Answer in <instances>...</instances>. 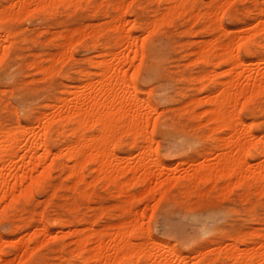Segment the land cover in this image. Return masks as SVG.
<instances>
[{"label":"rangeland","instance_id":"obj_1","mask_svg":"<svg viewBox=\"0 0 264 264\" xmlns=\"http://www.w3.org/2000/svg\"><path fill=\"white\" fill-rule=\"evenodd\" d=\"M125 1V8L122 9L123 11L120 9L123 12L124 19H127L125 20V27L146 40L145 56L143 55L142 61L137 60V58L134 60V65L137 61L136 65H139V67L137 69L135 68L136 65L131 67V71H128L127 74L130 72L133 74L134 85L140 95L142 94L143 98H147L158 110V115L153 114L158 117L155 126L152 128V123H150L147 136H144L146 139L153 130V139L149 142L150 152L146 153L147 159L152 161L150 166L152 176L145 183L131 179L128 182L130 184L125 185L123 190L114 187L113 184L104 181V179H101V181L94 179L95 182H91V184L88 182L93 179L91 178L93 176V172H91L93 164L87 162L82 170L86 175V182L78 183L75 182L74 177L67 175L70 168L65 159L63 157L58 158L50 169L49 177L47 175L42 184L29 197L19 196L18 200L12 205L5 204L3 214L0 215V263L3 261L2 264L7 257L12 259V262L6 264H22L23 262V264H79L80 259L75 254V246L77 245L75 240L80 235H86L91 230H102L109 225L125 221V218L128 220L130 216L134 215L135 211H138L139 214L143 213L142 216H139L142 218L143 233L147 231L153 240L165 242L172 245L177 252L186 256L189 255L188 259L190 258V261L215 257L217 249L220 246L223 248L232 242L235 237L242 235L250 240L258 238L257 234L254 235V231L260 234L264 232V227H261L264 226V220H262L264 219V194H262L264 191L261 192V190L254 187L247 188L244 182L236 183L235 179L233 181L236 184L232 181L227 187H224L225 189L223 184L222 187L219 186L222 183L221 181L216 182L214 186H211L213 185L212 182H207L204 185H199V187L193 185L184 187V180L181 179L187 171L199 163H208L215 160L216 154L207 152L216 151L215 148L212 149L215 138L219 134H221L220 136L224 134L223 131V133L218 134L210 132V123L206 121L205 112H202L208 104L204 102L192 103L191 101L193 98L199 100L204 93H207L199 85H204L206 81L205 86L210 91L214 84L224 78L223 71L228 68V65L226 66V64L220 62L214 67L215 74L209 76L210 79L205 78L202 80L198 75H203V71L208 70L212 65L210 63L206 64L199 58L198 60L195 59L196 54L193 50H196L203 39H209V36L210 38L216 36L219 40L226 41L232 35L233 30L242 27L244 24V26L250 28L252 24L249 25V23H253L257 16L264 13V0H230L227 5V12L221 15L219 20L217 19L221 27L224 26L225 28H223L227 29L226 31H222L216 21L207 24L201 19L194 20V18L188 17L187 13L183 12L173 13L169 17L166 14V19H164L165 17L160 19V12L165 11L164 5L166 3L163 0ZM210 1L196 0L195 10L196 8L204 10ZM113 2L115 0H81L76 6H64L63 8L58 6L52 11H31L27 13V16L22 15V17L0 22L1 29L12 31L8 37L10 38L8 39V45L12 44V46L8 47V52L0 62L2 65H0V122L4 126H13L16 120L26 125L36 126L37 124L33 120L36 115H39L43 110L46 112H49L50 109L53 110L54 108L51 106L56 103L58 96L66 95L65 90L72 87L70 84L78 85L84 82L83 70L95 71L96 68L90 62V59L92 57L96 58L97 52L116 48L117 33L113 29L111 31L110 23H107L111 19L108 17L114 16L118 11L114 8L115 3ZM6 3H8V0H0V8L5 6ZM158 15H160V21L157 19L159 22L154 18L155 16L158 18ZM151 18H154L156 25L154 21H152L154 24L151 23ZM148 22L153 26L155 25V28ZM149 26L154 29H149ZM233 27L234 29H232ZM90 30L96 31L93 34ZM251 30H253V27L246 30L245 33L241 30L242 32L239 33L233 31V34H249V31L250 34H254L255 30L252 32ZM72 32L75 36L71 37V54L69 53L68 56L70 57L67 56L65 59L62 56L60 57L63 47L59 48V45L66 43L64 36ZM76 34H79V37ZM82 34L84 35L82 36ZM262 36H264V32L259 31L252 35L256 43H264V37ZM9 40L11 41L9 42ZM58 43L60 44L58 45ZM152 45L153 48L151 49ZM251 48L255 50L252 57L254 60L264 56V50L259 44H252ZM193 55H195L194 59ZM240 55L246 56L247 54L241 49ZM52 56V60L55 61H53L54 64L52 63L54 67L52 71L51 69L47 70L49 74L46 75L45 70L42 71L38 67L39 64L48 66L50 64L49 59ZM187 59H189L188 62ZM58 61H62L61 64ZM218 70L220 75H217ZM1 75L4 77L8 75V77L2 79L3 76ZM43 76L45 77L43 78ZM3 89L4 91H2ZM23 98L26 100H23ZM48 102L50 104H47ZM251 105L253 112L246 109L242 110L240 115L247 123L253 121L256 133L261 134L264 132V120H262L264 119V93L258 94ZM15 116L17 119H15ZM55 136L54 133H51L48 139V144L53 151H57L58 147L73 139V136L68 133H64L59 137ZM141 140L142 138L139 137L138 145L142 143ZM129 142L130 135L123 132L115 148L109 147L106 159L110 157L108 152L112 151L117 155L116 161L122 160V156L127 155L133 163L139 150H137L138 145H130ZM155 159L161 162L158 166L153 164L156 161ZM262 159H264V155L256 154L254 158L250 159V168L253 169L256 163L264 161ZM46 162L43 165H36L35 173L45 168L49 160ZM28 166L30 167V165ZM135 174L138 175V171ZM162 183H165L162 186L163 190L161 188L159 191L158 187ZM242 184L245 185L242 186ZM253 188L254 191H252ZM256 191L259 192V195ZM204 214H206V217H204ZM40 221L49 227V231L43 232L38 229ZM86 225L87 227H85ZM200 226L203 228L201 229ZM141 231H138V235L141 234ZM33 236H36V238L30 241L29 246L25 248L23 246L24 239ZM13 245L18 248L14 249ZM70 245L71 249H69ZM28 251L30 254L27 253V255L25 252ZM40 255L42 256L39 257ZM194 256H197V258ZM140 258H143L142 254L141 257L139 255L138 260ZM132 259L135 261L136 258L133 257ZM132 259H121L116 264H134L131 262ZM125 260L131 263H126ZM229 261V259H225L226 264H230ZM140 263L143 264L142 261Z\"/></svg>","mask_w":264,"mask_h":264},{"label":"bare ground","instance_id":"obj_2","mask_svg":"<svg viewBox=\"0 0 264 264\" xmlns=\"http://www.w3.org/2000/svg\"><path fill=\"white\" fill-rule=\"evenodd\" d=\"M79 1L81 0H8V3L0 8V22L9 20L11 18L20 16L22 17V15L27 16V13L31 11H52L58 6H62V8L64 6H76ZM124 1L125 0H115V2H113L115 3L114 8H116L118 11L116 14H114V16L108 17L111 19L109 20V22H107L110 23L109 26L111 27V31L113 29L117 33L115 40L116 48L99 51L96 53V58L92 57L90 59V62L95 66L96 69L95 71L83 70V83H77L78 85L70 84V86L72 87L69 89H66V87V90L64 89L66 95L58 96L56 103H54L52 106L48 105L53 107V110L50 109L49 112L43 110L39 113V115H36V117L33 118L34 122H36L37 124L36 126L23 124L19 120H16V123L13 126H4L0 122V207L2 206V209L0 208V215L3 214V210L5 209L6 205H12V203L18 200L19 196L29 197L32 192L42 184L46 176L49 174L50 169L55 164L56 160L61 157L65 159L70 168L69 171H67L69 172V174L67 173V175H69L70 177H74V179H76L75 182L78 183L86 182V175L82 170L87 162H91L93 164V167L91 169V172H93V176L91 178L93 179H91V181H89L88 183L95 182L94 179L96 181H101V179H104V181L113 184L114 187L116 186L120 190H123L125 185H129L130 183L128 184V182H130L131 179H135L140 183H145L152 176L150 172L152 161L147 159L148 156H146V153L150 152L149 142L153 139V130L150 132L149 136L146 139L144 138V136H147V129L150 123H152V128L155 126L158 117L153 114L156 113L158 115V110H156V107L153 103H151L147 98H143L141 96L142 94L140 95L136 86L134 85V78L132 76L133 74L131 72L127 74L128 71H131L130 68L134 67L137 64L136 61V64L134 65V60L137 58V60L140 59V61H142V57L145 56L144 50L146 40L144 38H140L141 36H139L138 34L136 35L131 31V29L125 27V20L127 19H124L123 12H121L123 11L122 9L125 8L124 5L126 4V1ZM163 1L166 3H164L166 5H164L165 11L163 13V10L160 12L161 18L160 15H158V18L157 16L154 17L156 18V21L157 19L159 20V18L162 19L165 17L164 19H166V16L169 17V15L171 16V14L173 13L176 14L177 12H183L187 13L188 17L191 16L192 18H194V20L201 19L202 21L209 24L213 21H216V23L219 22L218 20L220 19L221 15L227 12V5L230 0H211L204 10L198 8H196L195 10L194 5L196 3V0ZM154 18H151L152 20H150L152 24H154L155 22ZM151 23L149 24L152 25ZM127 24L130 25L129 23ZM145 24L147 25V23ZM145 24L144 26H146ZM156 24L157 23L155 22V25ZM155 25H152V27L155 28ZM244 25H241L242 27L240 28H238V26V29L233 31H238L239 33L242 30L245 33L246 30H250V28L253 27V30H251V32L255 30L254 34L258 31L264 32V13H261V15L257 16L253 23H249V25L251 26L250 28ZM146 27L148 28V26ZM146 27H144L145 30H147ZM150 27L151 26H149V29L152 28ZM219 27H221V24H219ZM223 27L224 26L221 27L222 31L225 30V27ZM232 29H234V27ZM232 29L230 30L232 31ZM95 31L90 30V32L92 33H95ZM233 31L232 35L230 34L231 36L229 35L230 37L229 39L227 37L228 40L226 41H221L216 36L215 38L214 36H211V38L209 36V39H203L202 43L196 47V50H193L196 54V57L195 55H193V59L194 57L195 59L197 58V60L199 58L206 64L210 63L212 65V67L210 68L207 67L208 70L203 71V75H198L200 76V78H202V80H204L205 78L210 79L209 76L211 77L213 76V74H215L214 72L216 70L214 67L217 66L220 62H223L224 64H226V66L228 65V68L224 66L226 68H224L225 70L223 71L225 74L224 78H222L217 84H214L210 91L208 88H206L205 81L204 85L201 83L202 86L199 85V87H201V89H203L207 93H204L203 96L199 98V100L198 98H193V100L191 99L192 103L204 102L208 104L207 108L202 112H205L207 116L206 121L210 123V132H214L215 134L224 132V134H222V136H220L221 134H219V136H217L216 138L214 137L215 141L214 147L212 149L215 148L216 151L211 150L207 152L216 154L215 160L208 163H199L197 166L187 171L181 179L184 180V187L188 185H190V187L192 185L199 187V185H204L207 182H212L213 185H211L210 183L209 184L211 186H214L216 182L221 181L222 183H220L219 186L222 187L221 185L223 184V188L225 186L227 187L235 179V181H237L236 183L244 182L247 185V188L254 187L255 189L261 190L262 192L264 191V161L256 163L254 168L251 169L250 159L254 158L256 154L264 155V132H262L261 134H257L254 124L252 123L253 121L250 120V123L244 121L240 115V112L246 109L249 112H253L251 108L253 99L258 94L264 93V56H262L261 58L258 57V60H254L252 57L255 53V50L251 48L252 44H259L262 50H264V43H256L254 40L255 38L252 37V35L254 34H250V31L249 34H233ZM11 32V30L9 32V30L0 28V62H2L4 55L8 52V47L12 46V44L8 45V39H10L8 37L10 36ZM79 34L81 35V33ZM83 35L84 34H82V36ZM73 36H75L73 35V32L70 34L67 33L64 36L66 43H58V45L60 44L59 48L63 47V49H61L63 51L60 52V57L62 56V58H65L70 53V49L72 47L71 37ZM10 41L11 40H9V42ZM152 48L153 45L151 49ZM241 49L246 52V56L240 55ZM52 59L53 56L49 59L50 64L48 66H42L43 64H39L38 68L42 71L45 70L46 75L49 74L47 70L51 69L52 71L54 67V60ZM188 60L189 59H187V62ZM61 62H59V64H61ZM138 67L139 65L135 66L136 69ZM57 69L59 68L57 67ZM36 73H38V71H36ZM217 75H220L219 70ZM7 77L8 75L6 77L3 76L2 79ZM44 77L45 76H43V78ZM144 90L146 89L144 88ZM2 91H4V89ZM23 100L26 99L23 98ZM47 104L50 103L48 102ZM15 119H17V117ZM123 132L124 134L130 135V145H138V138H142V143L138 145L137 149L139 150L138 156L133 160V163L131 162L130 157L127 155L122 156V160L119 159L118 161H116L117 155L112 151L108 152L110 153V157L106 159V153L109 150V147L112 146V149L115 148ZM51 133H54L58 137L60 135H63L64 133H68L70 136H73V139L68 140L65 144H62V146L57 148V151H53L52 147L48 144V139ZM47 160H49L48 165L40 172L35 173V166L38 164L43 165L47 163ZM160 163V160L157 159L153 164L158 166ZM28 165H30V167ZM137 171L138 175L135 174ZM107 182L106 184H108ZM171 182L170 184H172ZM163 184L165 183H162V185L158 187L159 191L162 188ZM244 185L242 184V186ZM254 188L252 191H254ZM228 190L231 191V189ZM257 193L259 195V192ZM142 214V212L139 214L138 211H135L134 215L130 216V219L128 220L125 218V221H120L116 224H114L113 222L114 225H109L107 227L105 226L106 228L102 230H91L92 232L89 231L90 233L88 232V234L86 235H80L78 239H76L77 237L73 238L74 240L76 239L75 241L77 242V245L74 246L75 254L80 259L79 264H116L121 259H132L133 257L136 258L135 261H133V259L131 261L134 264H141V261L143 262V264H226L225 259H229V262H231L230 264H264V232L260 234L259 232L256 233V231H254V235L257 234L258 238H249L250 240L242 235L235 237L233 238L232 242L228 244L226 243V246L223 245V248H221L222 246L219 245L220 248L217 249L218 251L216 250L217 253L215 257H211L210 259L208 258L205 260L196 259L197 261H190V258L188 259L189 255L186 256L177 252V250H175L172 245H169L165 242L153 240L148 235L147 231H145L146 233H143L144 230L142 229L144 228L142 227V218L139 217L140 215L142 216ZM204 215V217H206V214ZM201 226L200 228L202 229L203 227ZM85 227H87V225ZM38 229L43 232L49 231V227L41 221ZM138 231H141V236L138 235ZM35 238L36 236L24 239L23 246L27 248L29 246V242L34 240ZM13 247L14 249L18 248L16 245H13ZM70 247L71 245L69 246V249H71ZM29 251L25 253L30 254ZM141 254L143 256V260L140 258L139 260L141 261H139L138 258L139 255L141 257ZM41 256L42 255H40L39 257ZM197 256L194 257L197 258ZM11 260L12 259H8L7 257L3 264H6L8 262L10 263ZM125 261L126 263L130 262L127 260ZM2 262L0 264H2Z\"/></svg>","mask_w":264,"mask_h":264}]
</instances>
